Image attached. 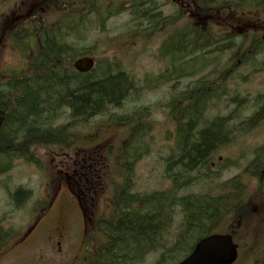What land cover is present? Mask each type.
<instances>
[{"label": "trees", "instance_id": "obj_1", "mask_svg": "<svg viewBox=\"0 0 264 264\" xmlns=\"http://www.w3.org/2000/svg\"><path fill=\"white\" fill-rule=\"evenodd\" d=\"M10 1L20 0H0V17ZM185 1L191 2L192 13L164 16L161 4L153 0L120 5L111 0H72L51 18L55 4L46 0L28 12L27 21L22 19L7 32L10 47L21 61L17 68L0 70V175L10 172L16 160L39 165L38 149L73 148L90 137L78 130L90 119L124 106L143 88L162 89L161 108L176 131L174 146L164 159L169 188L135 191L136 165L147 152L141 153L140 146L153 131L152 105L138 110L135 117L109 114L99 126L101 132L111 124L121 129L124 155L116 163L119 177L113 181L109 219L101 222L104 236L99 248L107 252L97 264H141L153 253H160L156 264H167L180 255L182 260L200 239L221 229L239 239L254 203L261 201L264 207V146L257 147L242 174L224 182H219L222 173L237 167V162L225 164L218 157L237 139L264 133V93L253 97L232 88L240 77L247 82L264 72V35L241 30L223 33L211 20L217 15H242L246 8L264 14V0ZM121 14L129 17L123 41L152 43L165 38L156 55L164 69L154 88L140 86L136 76L116 60H100L89 73L74 68L78 58L89 55L78 41L94 29L106 31L109 19ZM241 68L249 74L239 73ZM250 103L252 113L243 115ZM229 107L228 113H220ZM62 119L67 123L60 124ZM214 158L218 162L212 171ZM244 180L256 185L251 196L247 192L252 182L246 185ZM203 181L210 184L206 192L196 190ZM10 195L16 209L33 197L24 187ZM175 215L180 218L171 233ZM4 221L0 220V250H6L17 236L14 229L4 228ZM253 232L255 236L256 229ZM239 247L236 264H264V254L245 256L243 251L250 246Z\"/></svg>", "mask_w": 264, "mask_h": 264}, {"label": "rangeland", "instance_id": "obj_2", "mask_svg": "<svg viewBox=\"0 0 264 264\" xmlns=\"http://www.w3.org/2000/svg\"><path fill=\"white\" fill-rule=\"evenodd\" d=\"M46 0H20L10 1L1 9L0 17V69H14L18 67L21 61L20 56L12 51L10 42L7 38V32L15 28L17 24L26 17V13L36 9L38 4H43ZM62 5L66 0H57ZM112 3L120 5L132 0H111ZM144 1V0H142ZM111 3V4H112ZM38 5V8L40 7ZM37 8V9H38ZM36 9V10H37ZM56 15L53 10L51 18ZM128 16H119L111 18L107 23V31L103 32L94 29L86 34L84 40L78 41L80 48L88 47L91 50L92 57L100 59H112L118 61L121 66L130 71L140 81V86L146 87L151 81L158 78L163 69L151 54H157L159 50V41L157 43H142L135 41L131 46L129 38L127 42H122L125 38V28H128ZM211 20L218 25L215 28H221L223 33H234L237 30L251 31L264 34V14L258 11L245 9L242 15H217ZM121 41V42H120ZM252 71V70H251ZM246 68H241L239 73L249 74ZM233 92H240L242 95L255 96L258 93H264V72L254 74L247 82L239 78L232 85ZM252 97V98H253ZM164 96L162 89L147 90L144 89L139 95L132 96L126 104L118 109H113L109 114L118 116H133L143 107L153 106L150 122L153 124V131L144 139L140 146L141 161L137 164L135 173V191L150 193L156 190H165L170 187L168 182L164 181L165 164L164 159L168 157L174 146L175 128L173 123L166 116V112L161 108ZM232 108H223L221 114L228 113ZM253 111L252 103L243 109V115L249 116ZM212 113H216L213 111ZM109 114L97 116L90 119L79 127L83 136L90 135L84 144L78 145L71 150H65L57 147L43 148L38 150L40 158L39 165L32 164L26 160H16L13 162L12 170L5 175H0V220L5 218L4 228H12L17 232L14 237L16 242L9 250H18L16 253L8 254L4 259H0V264H53L47 257V250H58L54 246L57 229L61 226H70V233L62 243V250H79L81 246V237L83 232L80 222V213L76 204V199L68 191L67 186H71V191L81 197L84 208H90L99 216L101 214L109 217L107 202L111 200V191L109 188L110 178H117L118 170L116 164L108 157L109 148L119 149L121 142V129L117 136L108 131L116 130L113 124L108 130L101 132L99 126L104 124ZM243 118L242 114L240 116ZM61 123H67L62 119ZM118 137V139H116ZM119 142V143H118ZM264 146V133L255 132L247 138H239L234 144L221 153L218 157L224 159L225 164L228 161L237 162V167L229 169L222 173L219 182H224L237 175L242 174L244 168L254 157L257 147ZM118 153V152H117ZM217 157V158H218ZM213 163L218 161L214 158ZM241 167V168H240ZM215 169H212V171ZM203 169L198 172L201 174ZM84 173L88 174L89 182H93L91 191L81 189V184L85 181ZM95 173V174H93ZM196 175V174H194ZM112 182V179H111ZM252 182L251 185L246 184ZM249 186L248 195L251 196L254 187L253 181L244 180ZM75 184H79L75 185ZM109 184V186H108ZM61 185H63L61 187ZM209 181H203L202 185L196 190L208 191ZM18 187H24L32 191L33 197L22 208L16 209L13 198L10 193ZM189 191V190H188ZM193 192V189L190 190ZM84 193L86 195H84ZM185 192H181L180 196ZM54 199H53V198ZM53 199V205L49 212L44 216L42 226L36 231L27 242L23 240L26 233L36 221L37 213L43 208V203ZM51 199V200H52ZM254 211L250 212L251 217L244 225L245 233L241 234L239 239L235 238L237 244H247L248 250H244L245 256L260 252L264 254V229H263V203L256 201ZM86 213H89L88 211ZM260 216V222H258ZM39 218V217H38ZM37 218V220H38ZM180 217H173L171 233L176 231V223ZM42 219V217H41ZM39 219L37 222H39ZM42 227V228H41ZM90 228L92 225L89 226ZM256 229L255 236L253 230ZM252 231V234H250ZM224 229L219 230L223 233ZM104 236V235H103ZM54 239V240H53ZM101 242L98 238L94 239V244ZM260 247H255V246ZM250 248L252 250H250ZM182 258L169 260L167 264H176ZM160 259V253L147 255L141 264H156ZM180 262V261H179Z\"/></svg>", "mask_w": 264, "mask_h": 264}, {"label": "flooded vegetation", "instance_id": "obj_3", "mask_svg": "<svg viewBox=\"0 0 264 264\" xmlns=\"http://www.w3.org/2000/svg\"><path fill=\"white\" fill-rule=\"evenodd\" d=\"M156 1V0H155ZM161 1V0H160ZM167 2H175L179 8V10H183L184 8L187 9L190 12H193V8H191L190 4H186L185 0H166ZM165 7L161 6V10L163 12L164 16H167V14L165 13ZM165 38L160 37V39H155L153 42L157 43L159 41V47H160V43H162L164 41ZM157 55V54H156ZM156 55L151 54L150 57L155 58L158 62H160L157 58ZM161 65H163L160 62ZM164 69V67H163ZM162 69V71H163ZM161 71V72H162ZM167 73V72H166ZM157 81L153 80L150 82L149 85L152 86V88H154ZM172 82L169 83V85H171ZM158 90V89H157ZM95 174V173H93ZM88 177L87 173H84V178ZM78 185L79 184H75ZM81 189L87 188L85 191H91V186H93V182H89L88 179L86 178L85 181L80 185ZM69 188H71L70 185H68ZM84 195H86L84 193ZM76 204L80 213V222L82 223V227H83V232H82V237H81V246L78 248L79 250H62V243L65 241L66 237L69 235L70 233V226L64 225L61 226L60 228L57 229L56 235H55V242H54V246H56L58 248V250H47V257L48 259H50L53 264H97L102 255L106 254L107 250H101L98 246H95L94 243H92L91 240H89V237L91 235L92 232H94V230H100L101 229V224L100 222L102 221V219L99 217V215H97L95 213V211H91L90 208H84V205L81 203L80 200H76ZM53 205V201L49 204L48 208L52 207ZM89 213H86V212ZM42 217V219H41ZM44 215H41L39 219H41L39 222L36 221L35 225H34V229L32 230V232L27 236V238L25 239V242L28 241V239L34 235V233L39 230L40 225L42 226V222ZM92 225V227L90 228L89 226ZM43 227V226H42ZM41 227V228H42ZM54 240V239H53ZM88 242H91L90 244H88ZM18 250H1L0 251V259H4L8 254L11 253H16ZM1 261V260H0Z\"/></svg>", "mask_w": 264, "mask_h": 264}, {"label": "water", "instance_id": "obj_4", "mask_svg": "<svg viewBox=\"0 0 264 264\" xmlns=\"http://www.w3.org/2000/svg\"><path fill=\"white\" fill-rule=\"evenodd\" d=\"M94 66L92 59L75 64L77 70L87 72ZM238 259V245L231 234H213L197 242L193 251L179 264H234Z\"/></svg>", "mask_w": 264, "mask_h": 264}, {"label": "bare ground", "instance_id": "obj_5", "mask_svg": "<svg viewBox=\"0 0 264 264\" xmlns=\"http://www.w3.org/2000/svg\"><path fill=\"white\" fill-rule=\"evenodd\" d=\"M227 62V61H226ZM134 141V140H133Z\"/></svg>", "mask_w": 264, "mask_h": 264}]
</instances>
